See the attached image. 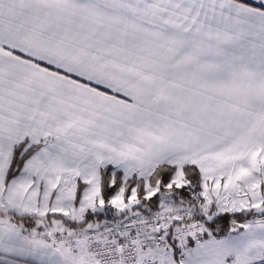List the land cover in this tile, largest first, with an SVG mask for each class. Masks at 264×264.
<instances>
[{
  "label": "snow or ice",
  "instance_id": "1",
  "mask_svg": "<svg viewBox=\"0 0 264 264\" xmlns=\"http://www.w3.org/2000/svg\"><path fill=\"white\" fill-rule=\"evenodd\" d=\"M0 264H264V0H0Z\"/></svg>",
  "mask_w": 264,
  "mask_h": 264
}]
</instances>
